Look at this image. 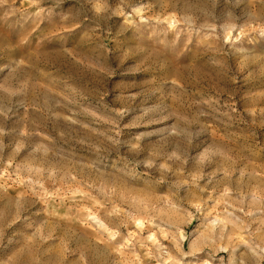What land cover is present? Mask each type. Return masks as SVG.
Instances as JSON below:
<instances>
[{
  "label": "rangeland",
  "instance_id": "rangeland-1",
  "mask_svg": "<svg viewBox=\"0 0 264 264\" xmlns=\"http://www.w3.org/2000/svg\"><path fill=\"white\" fill-rule=\"evenodd\" d=\"M0 264H264V0H0Z\"/></svg>",
  "mask_w": 264,
  "mask_h": 264
}]
</instances>
